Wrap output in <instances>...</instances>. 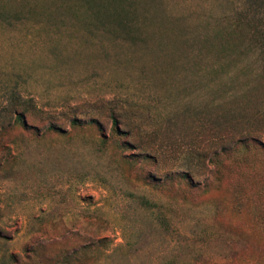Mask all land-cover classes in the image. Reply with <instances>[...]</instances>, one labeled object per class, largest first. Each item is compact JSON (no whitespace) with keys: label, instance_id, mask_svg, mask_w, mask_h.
I'll return each instance as SVG.
<instances>
[{"label":"rangeland","instance_id":"rangeland-1","mask_svg":"<svg viewBox=\"0 0 264 264\" xmlns=\"http://www.w3.org/2000/svg\"><path fill=\"white\" fill-rule=\"evenodd\" d=\"M0 264H264V0H0Z\"/></svg>","mask_w":264,"mask_h":264}]
</instances>
